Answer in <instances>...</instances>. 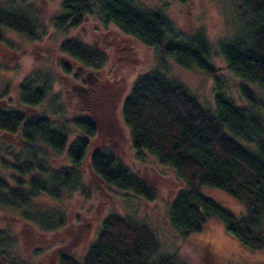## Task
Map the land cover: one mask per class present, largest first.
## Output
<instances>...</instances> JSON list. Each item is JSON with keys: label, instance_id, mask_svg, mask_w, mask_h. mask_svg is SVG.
I'll return each mask as SVG.
<instances>
[{"label": "trees", "instance_id": "trees-1", "mask_svg": "<svg viewBox=\"0 0 264 264\" xmlns=\"http://www.w3.org/2000/svg\"><path fill=\"white\" fill-rule=\"evenodd\" d=\"M92 7L104 24L114 25L180 66L196 67L215 81L213 108L202 105L179 80L158 71L139 74L121 101L122 120L136 154L144 151L168 164L183 183L168 204L170 225L185 235L198 232L208 219L216 217L240 244L264 249V120L260 100L245 85L264 86V0H236V31L217 44L227 69L244 82L239 93L246 107L221 90L212 62L215 50L204 31L196 28L178 34L163 9L148 7L140 0H63L61 13L51 17L52 25L63 30L76 28ZM2 28L30 41L44 34L40 15L28 0H0V40ZM59 48L84 66L99 68L104 61L98 49L76 38L61 41ZM50 90L47 73H36L19 83L18 99L25 106H37ZM74 124L80 135L69 141L66 132L46 116L0 107V132L20 139L17 151L10 145L4 148L11 159L0 157L13 181L0 176V206L16 209V217L23 223L47 232L57 230L64 224L63 216L52 211L39 213L33 207L34 198L40 194L56 198L65 190L83 192L86 173L144 199L155 197L146 180L114 153L98 148L88 154V139L96 133L94 122L78 117ZM56 159L61 164L52 162ZM201 187L224 192L242 204L244 212L232 211L204 194ZM8 233V228L0 230V264H27L7 254ZM156 250V234L146 223L110 212L81 259L60 252L57 260L58 264H182L173 255L157 254Z\"/></svg>", "mask_w": 264, "mask_h": 264}, {"label": "rangeland", "instance_id": "rangeland-1", "mask_svg": "<svg viewBox=\"0 0 264 264\" xmlns=\"http://www.w3.org/2000/svg\"><path fill=\"white\" fill-rule=\"evenodd\" d=\"M28 1L40 15L44 34L30 41L9 29H1L0 107L23 111L28 116H46L55 127L66 132L69 141L80 135L74 119L89 118L97 131L88 139V154L98 148L114 153L132 172L146 180L155 197L147 200L130 190L106 185L89 171L91 176L85 174L83 192L65 190L56 198L45 194L34 198L33 207L39 213L52 211L63 216L64 224L55 231L47 232L23 223L16 217V209L0 206V230L8 228L11 243L6 248L7 254L27 264H58L60 252L81 259L96 237L103 217L115 212L146 223L156 234V253L173 255L182 264H264V249L240 244L216 217L208 219L198 232L185 235L170 225L168 204L183 183L168 164L158 162L144 151L136 154L130 145L129 129L122 120L121 101L139 74L158 71L175 78L202 105L210 108L214 107L215 81L196 67L180 66L114 25L104 24L96 7L91 8L78 27L63 30L51 22L52 16L61 13L63 0ZM140 1L148 7L163 9L178 34L202 29L215 50L212 62L217 68L221 90L239 106H247L239 93V86L244 82L227 69L217 51L218 42L230 38L236 31V0ZM68 38L98 49L104 55L102 66H84L62 52L59 44ZM36 73H47L51 90L41 104L25 106L18 99V85L26 76ZM245 85L260 100L258 108L264 120V86ZM8 145L17 151L20 139L0 132V157L11 159L4 150ZM58 159L52 162L61 164ZM84 166L87 171L86 161ZM0 176L13 182L10 170L1 164ZM201 188L204 194L232 211L244 212V206L224 192L212 187ZM262 225L264 233V217Z\"/></svg>", "mask_w": 264, "mask_h": 264}, {"label": "flooded vegetation", "instance_id": "flooded-vegetation-1", "mask_svg": "<svg viewBox=\"0 0 264 264\" xmlns=\"http://www.w3.org/2000/svg\"><path fill=\"white\" fill-rule=\"evenodd\" d=\"M82 91H86V89L85 88H82ZM97 131V130H96Z\"/></svg>", "mask_w": 264, "mask_h": 264}]
</instances>
